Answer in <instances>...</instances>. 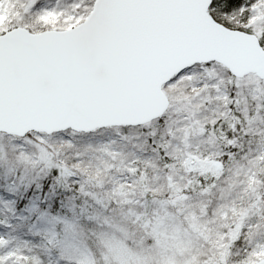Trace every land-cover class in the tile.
I'll use <instances>...</instances> for the list:
<instances>
[{
  "label": "snow or ice",
  "instance_id": "obj_1",
  "mask_svg": "<svg viewBox=\"0 0 264 264\" xmlns=\"http://www.w3.org/2000/svg\"><path fill=\"white\" fill-rule=\"evenodd\" d=\"M0 264H264V0H0Z\"/></svg>",
  "mask_w": 264,
  "mask_h": 264
}]
</instances>
